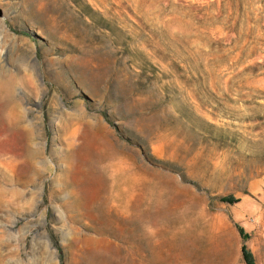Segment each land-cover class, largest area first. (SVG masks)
Wrapping results in <instances>:
<instances>
[{
    "label": "rangeland",
    "instance_id": "374dc122",
    "mask_svg": "<svg viewBox=\"0 0 264 264\" xmlns=\"http://www.w3.org/2000/svg\"><path fill=\"white\" fill-rule=\"evenodd\" d=\"M11 79L0 264H264V0H0Z\"/></svg>",
    "mask_w": 264,
    "mask_h": 264
},
{
    "label": "bare ground",
    "instance_id": "6f19581e",
    "mask_svg": "<svg viewBox=\"0 0 264 264\" xmlns=\"http://www.w3.org/2000/svg\"><path fill=\"white\" fill-rule=\"evenodd\" d=\"M11 81L13 80L12 79L9 81L0 80V87L3 88V90L6 89V91L9 94L8 99H5L3 101L4 104L2 103V108H1L3 112V105H4V114L7 119V123L9 125L17 124L18 122V120L16 119L17 117L16 105L17 104L15 103L13 106H10L11 100L9 101V98L11 96L10 95L11 94V89H10ZM103 172L110 179V185L108 187L109 201L118 209H121L122 211H128L130 209L129 201L133 195L134 186L137 180L136 176L133 174L131 169L125 164L124 160L122 159H116V160L109 162L107 165L104 166ZM80 206L81 205H79L78 207Z\"/></svg>",
    "mask_w": 264,
    "mask_h": 264
},
{
    "label": "trees",
    "instance_id": "16d2710c",
    "mask_svg": "<svg viewBox=\"0 0 264 264\" xmlns=\"http://www.w3.org/2000/svg\"><path fill=\"white\" fill-rule=\"evenodd\" d=\"M225 200L229 201L230 203L238 201V199H235V197H233V196L229 197V198L227 197ZM239 231H240L241 235L244 238H246L248 236L247 233H245V230L242 227H239ZM242 253H243V258H244L246 264H256L254 254H253V252L251 250H249L247 248L246 244H244L242 246Z\"/></svg>",
    "mask_w": 264,
    "mask_h": 264
}]
</instances>
